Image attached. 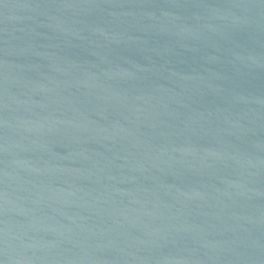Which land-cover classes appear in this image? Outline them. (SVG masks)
Listing matches in <instances>:
<instances>
[{
    "label": "water",
    "instance_id": "water-1",
    "mask_svg": "<svg viewBox=\"0 0 264 264\" xmlns=\"http://www.w3.org/2000/svg\"><path fill=\"white\" fill-rule=\"evenodd\" d=\"M0 264H264V0H0Z\"/></svg>",
    "mask_w": 264,
    "mask_h": 264
}]
</instances>
